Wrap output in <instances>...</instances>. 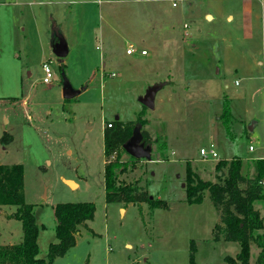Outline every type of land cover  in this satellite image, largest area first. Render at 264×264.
I'll return each instance as SVG.
<instances>
[{"label": "rangeland", "instance_id": "374dc122", "mask_svg": "<svg viewBox=\"0 0 264 264\" xmlns=\"http://www.w3.org/2000/svg\"><path fill=\"white\" fill-rule=\"evenodd\" d=\"M55 22L70 47L64 59L52 49ZM129 44L149 55L127 54ZM64 77L87 90L65 100ZM159 82L155 109L144 108L141 97ZM142 111L152 160L121 152L130 168L121 180L164 204H107L104 129ZM211 148L218 158L200 154ZM263 155L264 0H0V165H24L40 258L57 242L54 207L94 202L77 246L53 264H190L192 240L196 264H228L240 245L214 240L220 215L208 194L186 202V168L219 182L216 164L238 157L255 178ZM256 208L264 220V204ZM15 212L0 208V244L23 239ZM259 251L252 241V264Z\"/></svg>", "mask_w": 264, "mask_h": 264}, {"label": "trees", "instance_id": "16d2710c", "mask_svg": "<svg viewBox=\"0 0 264 264\" xmlns=\"http://www.w3.org/2000/svg\"><path fill=\"white\" fill-rule=\"evenodd\" d=\"M62 70L63 67L61 66ZM144 108H147L143 105ZM143 111L137 120L122 123L119 119L109 122L112 126L104 129V155L106 158L105 192L106 203L142 204L153 202L154 206H161L164 201L154 202L147 191L141 190L138 183L125 182L121 177L130 169L120 157L125 152L123 146L133 136L136 127L142 129L145 120ZM146 142L147 134L141 132ZM4 135L2 142L6 141ZM116 154V158L113 155ZM134 165H131V169ZM218 171L224 174L219 182L202 179L188 165L186 168V202L189 205L201 204L209 195L212 205L219 212L220 223L215 230L214 240L219 241V235L226 242H236L240 251L236 256H226L228 264H252L251 242L255 241L260 249L255 264H264V220L256 206L264 204V158L256 160L257 175L255 178L245 176L240 158L221 160L216 164ZM227 171V173L225 172ZM264 182V181H263ZM24 165H0V208L15 206L16 212L12 215L21 222L23 239L18 244L0 245V264H53L55 259L63 256L67 251L77 246V234L81 225L93 220L96 212L95 203L76 202L59 203L54 207L56 217L57 242L50 243L46 258H40L38 237L40 228L37 225L35 206L25 202L24 194ZM197 244L194 240L190 247V264H196L195 254Z\"/></svg>", "mask_w": 264, "mask_h": 264}, {"label": "water", "instance_id": "95a60500", "mask_svg": "<svg viewBox=\"0 0 264 264\" xmlns=\"http://www.w3.org/2000/svg\"><path fill=\"white\" fill-rule=\"evenodd\" d=\"M52 39V49L55 55L61 59L68 57L70 52L68 40L62 32L61 27L56 22L54 23L53 27ZM163 86V82H159L158 84L150 86L146 94L141 97L140 103L142 105H145L147 108L155 109L154 104L156 96ZM62 90L63 98L65 100H71L74 97L80 95L82 91H85V87L81 90L74 89L71 86L69 80L64 77V84ZM253 127L254 126L252 125L250 128L251 131L253 130ZM123 149L135 159L141 160L143 158H147L148 160H152V146L146 144V142L144 141L140 127L135 128L133 136L129 139L128 142L125 143ZM150 198L153 199V197Z\"/></svg>", "mask_w": 264, "mask_h": 264}, {"label": "built area", "instance_id": "2783aa9c", "mask_svg": "<svg viewBox=\"0 0 264 264\" xmlns=\"http://www.w3.org/2000/svg\"><path fill=\"white\" fill-rule=\"evenodd\" d=\"M177 3L175 2L174 5H176ZM126 53L129 55H134V53H139L141 55H148V51L143 49V48H136L133 44H129L128 48L126 49ZM43 73L45 74V77L43 79L44 83L49 84L52 82L54 75L52 74V68L50 66V64L48 63H44L43 67H42ZM108 126H112L111 123L108 124ZM250 150L254 151L255 148L251 145L250 146ZM200 154L203 157H207L209 155H212L213 158H218V155L216 150H214L213 148H211L210 151L206 150V149H201L200 150Z\"/></svg>", "mask_w": 264, "mask_h": 264}, {"label": "crops", "instance_id": "0c3cea01", "mask_svg": "<svg viewBox=\"0 0 264 264\" xmlns=\"http://www.w3.org/2000/svg\"><path fill=\"white\" fill-rule=\"evenodd\" d=\"M142 48H143V47H142ZM143 49H144V48H143ZM145 50H146V49H145ZM148 55H149V54H148ZM143 56H147V55H143ZM87 88H88V87H85V91L87 90ZM157 95H158V94H157ZM156 98H157V96H156ZM155 102H156V99H155ZM154 105H155V104H154ZM155 106H156V105H155ZM116 119H119V120H120V117L117 116ZM263 156H264V155H263ZM263 156H260V157H257V158H263ZM63 179H64V180H65V179H66V180H71V181H74V182L76 181V183L78 184V186L80 185L79 182H78L77 180H73L72 178H65V177H64ZM72 190H73V189H72ZM0 245H7V243H3V244H0Z\"/></svg>", "mask_w": 264, "mask_h": 264}, {"label": "bare ground", "instance_id": "6f19581e", "mask_svg": "<svg viewBox=\"0 0 264 264\" xmlns=\"http://www.w3.org/2000/svg\"><path fill=\"white\" fill-rule=\"evenodd\" d=\"M68 185H70L71 187H73L74 189L78 187V184L76 183V181H71V180H67Z\"/></svg>", "mask_w": 264, "mask_h": 264}, {"label": "flooded vegetation", "instance_id": "af4514ba", "mask_svg": "<svg viewBox=\"0 0 264 264\" xmlns=\"http://www.w3.org/2000/svg\"><path fill=\"white\" fill-rule=\"evenodd\" d=\"M146 144H147V142H146Z\"/></svg>", "mask_w": 264, "mask_h": 264}]
</instances>
